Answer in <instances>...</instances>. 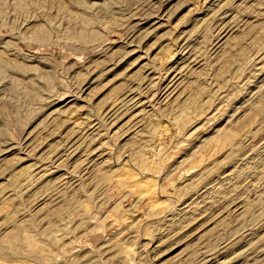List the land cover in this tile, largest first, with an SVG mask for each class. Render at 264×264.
Listing matches in <instances>:
<instances>
[{"label":"rangeland","instance_id":"374dc122","mask_svg":"<svg viewBox=\"0 0 264 264\" xmlns=\"http://www.w3.org/2000/svg\"><path fill=\"white\" fill-rule=\"evenodd\" d=\"M0 264H264V0H0Z\"/></svg>","mask_w":264,"mask_h":264},{"label":"bare ground","instance_id":"6f19581e","mask_svg":"<svg viewBox=\"0 0 264 264\" xmlns=\"http://www.w3.org/2000/svg\"><path fill=\"white\" fill-rule=\"evenodd\" d=\"M137 100V99H136ZM136 179V178H135ZM136 181V180H135ZM149 188V187H148ZM145 190V189H144ZM152 190V189H151ZM151 192V191H150ZM155 192V191H154ZM143 193V192H142Z\"/></svg>","mask_w":264,"mask_h":264}]
</instances>
